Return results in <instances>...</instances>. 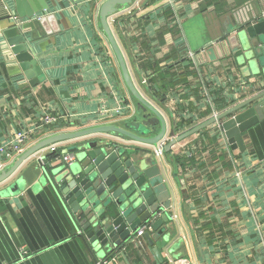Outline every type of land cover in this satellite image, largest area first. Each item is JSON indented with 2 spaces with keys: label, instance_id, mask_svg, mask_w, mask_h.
<instances>
[{
  "label": "crops",
  "instance_id": "1",
  "mask_svg": "<svg viewBox=\"0 0 264 264\" xmlns=\"http://www.w3.org/2000/svg\"><path fill=\"white\" fill-rule=\"evenodd\" d=\"M48 1L61 3L65 9L58 13L61 31L48 35L36 25L27 28L30 50L45 74L39 84L29 83L12 47L7 43L5 50L4 37H0V69L8 84L0 96V144L18 131L40 126L48 114L60 118L58 132L106 123L122 125L133 118V97L100 23L102 0ZM210 2L136 0L110 18L134 83L166 117L169 139L264 90V78L255 75L259 63L254 62V54L245 56L236 39H219L234 18L264 20V0ZM168 6L174 15L164 13ZM198 17L201 20L195 26L200 25L205 35L193 47L186 25ZM0 27L2 36L5 29H10L8 35L17 33L6 19ZM70 66L78 69L61 76V69ZM170 72L176 74L174 78L165 76ZM169 80L174 83L163 88ZM208 82H219L228 90L232 102L227 107L206 113L212 107ZM199 88L205 89L208 99L182 95ZM181 104L202 105L204 116L177 130ZM120 108L123 115L116 113ZM104 110L111 116L101 119L98 116ZM244 138V151L231 149L220 124L215 123L164 152L157 161L171 205L162 213L174 215L170 224H162L166 231L159 236L151 229L150 241L145 234L138 237L137 229L124 248L112 247L99 254L87 246L89 230L82 212H73L62 192L64 186L53 176L47 177L38 162L37 156L47 154L48 148L38 152L0 183V264H96L104 260L108 264H264V118ZM84 141L109 142L143 159L156 158L153 145L112 134L88 135L54 146L65 154ZM205 144L207 149L201 150ZM192 152L198 162L182 166L178 155ZM51 164L58 166V172L70 167L60 161Z\"/></svg>",
  "mask_w": 264,
  "mask_h": 264
},
{
  "label": "water",
  "instance_id": "2",
  "mask_svg": "<svg viewBox=\"0 0 264 264\" xmlns=\"http://www.w3.org/2000/svg\"><path fill=\"white\" fill-rule=\"evenodd\" d=\"M135 1L105 0L99 8L103 32L117 58L122 77L135 103L132 120L126 121L123 125L106 123L45 137L28 147L12 165L0 173V183L10 178L23 163L38 152L62 141L95 134H112L155 147L168 137L166 117L137 88L110 25V18L113 15L129 8ZM10 8H13L12 10L21 17L28 18L49 12L41 19L24 24L21 28L12 26L11 30L17 31L16 35H8L7 32L10 29L3 31L7 43L20 61L25 77L34 86L45 79V74L30 50L27 28L36 25L39 30H43L48 35L60 32L62 26L59 14L50 10L51 8L60 9L61 3L51 4L48 0H0V21L9 17L12 11ZM44 33L41 32V34ZM233 33H236L235 37H232ZM257 36L261 38L256 39ZM220 38L231 41L236 39L237 46H242L241 50H244L245 56L254 54V62L259 63L255 75L264 78V20L234 18L224 26ZM250 40L255 45L254 48ZM258 100L261 101L254 105ZM263 118L264 90L216 113L191 129L176 134L166 143L164 152H169L178 142L215 123L220 124L231 149L244 151L246 149L244 133ZM67 152L74 153L76 156V159L69 164L68 171L58 172V166L52 164L46 167L45 158L56 154V150L43 155V161L38 160V162L47 177L52 179L53 176L55 182L64 186L62 192L73 212L81 211V215L85 217L86 229L89 230L87 233L89 249L99 254L104 250L110 251L112 247L124 248L125 241L145 224L151 225L150 230L145 233L150 241H152L151 229L157 231L159 236L164 234L166 227L161 229V226L163 223L170 224L173 216L167 212L162 213L163 209L170 207L171 200L162 168L159 160L157 161L158 157L143 159V156L129 152L124 147L117 148L109 142L98 144L97 141H84L70 147ZM55 161L59 162L58 158L52 162ZM155 251L158 253L157 248Z\"/></svg>",
  "mask_w": 264,
  "mask_h": 264
},
{
  "label": "built area",
  "instance_id": "3",
  "mask_svg": "<svg viewBox=\"0 0 264 264\" xmlns=\"http://www.w3.org/2000/svg\"><path fill=\"white\" fill-rule=\"evenodd\" d=\"M103 1L105 0H102V2ZM102 2L100 3V5L102 4ZM100 5H99V8H100ZM99 8H98V12H99ZM64 10L65 9L60 8L57 11V13L63 12ZM47 13L49 12L36 14L35 16L31 18H28V17L24 18L12 10L10 11V15L6 20L11 26L21 28L24 24L41 19ZM0 30H1V27H0ZM0 37L3 38L4 36H2V34L0 33ZM2 45L5 47V50H8V44H7V40L5 37L2 40ZM116 113L119 115L122 114L121 108L117 109ZM110 116L111 114L107 113V111L104 110L100 112V116L98 117L101 119H104V118H109ZM59 119L60 118L58 116H52L49 114L45 115L43 118V124H41L40 126L30 127L27 130L18 131L14 134V136L11 139L6 140L2 144H0V173H2L7 168L8 163L10 161H12L15 158H18L21 154H23L26 151V149L29 146H31L30 143H32L33 141H39L52 134L59 133L57 131V129L59 128L54 126L55 123H57ZM169 140L170 139L167 137L163 141L159 142L157 146H155L154 152H155L156 157H158L159 159L163 157L164 146ZM48 150L49 152L54 151V150L57 151V147L53 145V146H50ZM37 159L40 161H43L42 155L37 156ZM75 159H76L75 154L71 152H67L61 155L60 157H58V161L64 163L65 165H69ZM149 228H150V224L143 225L137 230V236L138 237L143 236ZM23 253H26V251L23 250ZM96 264H108V261L106 260L98 261Z\"/></svg>",
  "mask_w": 264,
  "mask_h": 264
},
{
  "label": "trees",
  "instance_id": "4",
  "mask_svg": "<svg viewBox=\"0 0 264 264\" xmlns=\"http://www.w3.org/2000/svg\"><path fill=\"white\" fill-rule=\"evenodd\" d=\"M189 1V0H184ZM218 1V0H217ZM216 0H211L210 4L213 3H217ZM164 13H166L168 16H172L174 15V10L168 6L164 9ZM62 14H65L62 13ZM61 60V59H59ZM69 62L73 61V59H68ZM61 61H65L64 59H62ZM184 66L189 67L190 65L185 61ZM183 67V65L181 66ZM78 68L77 66H70V67H64L61 69L60 71V75L63 76L64 74H71L74 71H76ZM53 74V72H52ZM172 76L171 78H174V75L172 72L170 73H166L165 76ZM0 77H1V83H0V96L2 94H4L7 91V81H5V72L4 69L1 68L0 69ZM170 78V79H171ZM183 82V81H182ZM174 83L173 81H167L166 83L162 84L163 88H167L168 86L170 87L172 84ZM184 85H190L189 82H183ZM207 92L210 96V101L212 104V107H207L206 108V113H211L214 109L216 110H221L225 107H227L229 105L230 102H232V100H229V92L227 89H225L219 82L216 83L215 85L211 84L210 82L207 83ZM188 92H184L182 93V95H185V97L189 96V95H194L200 99H208V96L205 94V89L204 88H199L196 92L191 91L190 89H187ZM206 102V101H205ZM203 106L202 105H196L195 108L191 107L189 104H181V106H177V116L179 117V121L177 123V130L179 129H184L188 126H190L192 123H194L198 118L204 116L203 113ZM60 123H55V127L59 126ZM50 127V126H49ZM199 133H204V130L199 132ZM206 147L201 146V150L207 149L208 144H205ZM61 155H63L62 152L57 151L56 154H53L51 156L46 157L44 160L46 167L48 168L51 164V162L53 160H55L56 158L60 157ZM178 159L179 162L182 164V166L184 167H188V166H192L195 163H197L198 161L196 160V155L195 153L192 152V154L188 155L186 153H181L180 155H178Z\"/></svg>",
  "mask_w": 264,
  "mask_h": 264
},
{
  "label": "rangeland",
  "instance_id": "5",
  "mask_svg": "<svg viewBox=\"0 0 264 264\" xmlns=\"http://www.w3.org/2000/svg\"><path fill=\"white\" fill-rule=\"evenodd\" d=\"M99 2H100V0H99ZM104 2V1H103ZM102 2V3H103ZM199 20H201V18L200 17H198V18H196V19H193L192 21H190L191 22V24L190 23H188L187 25H186V27H187V31H188V33H189V37H190V40H191V43H192V46L193 47H196L200 42H201V40L203 39V36L205 35L204 33H202V31H201V26L199 25L198 27L197 26H195L196 25V22H199ZM196 28H197V30H196ZM201 31V32H200ZM125 122H123V124H124ZM122 124V125H123Z\"/></svg>",
  "mask_w": 264,
  "mask_h": 264
}]
</instances>
